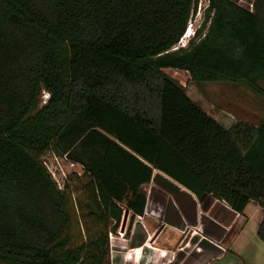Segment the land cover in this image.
<instances>
[{
	"label": "trees",
	"instance_id": "trees-1",
	"mask_svg": "<svg viewBox=\"0 0 264 264\" xmlns=\"http://www.w3.org/2000/svg\"><path fill=\"white\" fill-rule=\"evenodd\" d=\"M196 5L0 0V264H110L109 234L125 211L143 216L154 172L234 214L255 203L264 245V117L225 129L163 73L264 97V0H208L177 47ZM48 152L80 166L83 201L53 181ZM73 210L93 224L78 244Z\"/></svg>",
	"mask_w": 264,
	"mask_h": 264
},
{
	"label": "crops",
	"instance_id": "crops-1",
	"mask_svg": "<svg viewBox=\"0 0 264 264\" xmlns=\"http://www.w3.org/2000/svg\"><path fill=\"white\" fill-rule=\"evenodd\" d=\"M140 192L146 199L144 214L154 198L153 220L159 228L152 234L133 225L134 244L116 248L118 263L216 264L232 254L234 264H264V245L256 234L262 213L255 203H249L243 215L234 214L224 203L209 195L196 197L157 172ZM201 231L214 242L194 244Z\"/></svg>",
	"mask_w": 264,
	"mask_h": 264
},
{
	"label": "rangeland",
	"instance_id": "rangeland-1",
	"mask_svg": "<svg viewBox=\"0 0 264 264\" xmlns=\"http://www.w3.org/2000/svg\"><path fill=\"white\" fill-rule=\"evenodd\" d=\"M253 1L238 0L239 4L247 9H252ZM207 6L208 0H197L196 10L192 14L188 25L191 34H194L199 29ZM192 38L193 36H190V38L188 35L184 36L177 47L186 46ZM163 73L184 87L188 98L225 129H229L235 124L257 127L264 117V97L253 94L243 84L230 82L195 84L191 82L186 72L164 70ZM43 99H46V94H44ZM41 160L59 189H63L64 185L68 182L71 191H73L72 203H78V201L84 200V197L77 190L79 188L77 184L79 183L81 185V183L85 182V179L80 178L83 174L80 166H72L64 157L57 156L52 152L46 153ZM156 208L154 198L149 200L146 212L142 217L131 219V215H129L130 217H128L124 229L121 230L120 228V231L118 230L117 233L113 234V247H109L110 250H113V252L111 251V256L114 258L110 256L111 264H120L116 260V248L118 246L124 248L120 244H125L126 247L129 244H134L131 236L134 231L131 229L133 225L137 227V230L142 232L148 231L152 234L156 233L159 228V225L153 220V214ZM82 217L83 214L80 211H72V227L70 233L73 241L77 244L86 238L85 233L93 226V224H90L89 221L84 220ZM120 232L123 234V238H120ZM195 242L213 243L214 239L205 237L204 232L201 231V233L194 237L193 243L195 244ZM191 249H194V245ZM234 263L236 262L232 254H228L224 260L218 263L216 262V264Z\"/></svg>",
	"mask_w": 264,
	"mask_h": 264
},
{
	"label": "built area",
	"instance_id": "built-area-1",
	"mask_svg": "<svg viewBox=\"0 0 264 264\" xmlns=\"http://www.w3.org/2000/svg\"><path fill=\"white\" fill-rule=\"evenodd\" d=\"M239 3V2H238ZM243 7V6H242ZM245 8V7H244ZM251 8H252V6H251ZM248 10H250V11H252V9H248ZM188 30V29H187ZM72 166H74L73 164H71ZM139 218V217H138ZM119 231H120V229H119ZM119 236H120V238H123V234H121V232L119 233ZM108 240H109V247H113V243H114V237H113V234H109V238H108Z\"/></svg>",
	"mask_w": 264,
	"mask_h": 264
},
{
	"label": "water",
	"instance_id": "water-1",
	"mask_svg": "<svg viewBox=\"0 0 264 264\" xmlns=\"http://www.w3.org/2000/svg\"><path fill=\"white\" fill-rule=\"evenodd\" d=\"M128 214H129L128 211H125V212H124L123 219H122L121 230L124 229V226H125V224H126V220H127Z\"/></svg>",
	"mask_w": 264,
	"mask_h": 264
},
{
	"label": "clouds",
	"instance_id": "clouds-1",
	"mask_svg": "<svg viewBox=\"0 0 264 264\" xmlns=\"http://www.w3.org/2000/svg\"><path fill=\"white\" fill-rule=\"evenodd\" d=\"M187 35H188L189 38H190V36H194V34H191V33H190V30H189V29L187 30L185 36H187Z\"/></svg>",
	"mask_w": 264,
	"mask_h": 264
}]
</instances>
